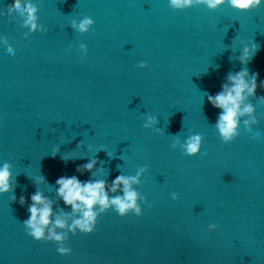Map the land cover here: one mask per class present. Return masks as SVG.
<instances>
[{
    "label": "water",
    "instance_id": "1",
    "mask_svg": "<svg viewBox=\"0 0 264 264\" xmlns=\"http://www.w3.org/2000/svg\"><path fill=\"white\" fill-rule=\"evenodd\" d=\"M31 2L37 30L8 11L13 0H0V166L9 163L13 178V191L0 195V264H264V3L239 12L227 3L173 9L168 0ZM85 16L95 23L79 33L72 22ZM253 42L257 53L241 65L236 58ZM244 67L259 76L249 98L259 122L252 133L241 123L224 144L220 110L207 96ZM149 116L157 122L145 128ZM193 134L204 137L206 156L182 154ZM92 159L91 173L76 171ZM143 166L133 185L151 205L141 202L142 216L109 210L90 235L57 229L67 256L27 235L22 223L36 191L54 215L71 213L57 195L60 177L110 187Z\"/></svg>",
    "mask_w": 264,
    "mask_h": 264
},
{
    "label": "clouds",
    "instance_id": "2",
    "mask_svg": "<svg viewBox=\"0 0 264 264\" xmlns=\"http://www.w3.org/2000/svg\"><path fill=\"white\" fill-rule=\"evenodd\" d=\"M168 3L173 9H186L196 4H204L207 8L213 10L227 3L231 8L239 12H250L258 9L264 3V0H168ZM14 10L24 16L25 26H30L32 30L42 28L37 23L38 17L36 13L38 9L31 0H13V3L8 6V11L11 13ZM94 23L92 18L85 16L79 23L73 21L72 28L79 33H87ZM81 48L86 54V45H81ZM258 48L259 46L254 42L251 47L245 46L236 59L241 65L246 66L251 62ZM6 51L8 54H15L11 47H8ZM138 67H146V62H141ZM258 79V73H250L249 69L244 67L238 72L228 74L227 83L222 85V91L216 95L207 96V101L214 108L220 110L215 129L224 144L233 142L239 136L241 123L249 133L253 132L251 125L258 124L259 121L255 116L256 108L249 101L250 97L256 96ZM259 87L264 89V81H260ZM258 99L264 102V96ZM156 122L154 117L149 116L148 122L143 127L147 128ZM157 131L160 130L157 129ZM259 137L260 133L257 132L251 138L256 140ZM203 139L204 137L200 134H193L187 137L185 142L180 145L182 154L188 157L201 154L206 156L207 152L201 153ZM175 146L173 144V147ZM99 150H104V147L101 146ZM57 151L58 149H53V157H55ZM111 155L109 153V156ZM62 159L67 160L69 157L63 156ZM96 164L97 160L92 159L78 166L76 171L91 173ZM10 168L11 165L7 162L0 166V195L13 191V178ZM147 171L148 167L143 166L137 170L135 175H118L112 181L110 187L105 179L81 181L75 175L60 177L56 180L58 185L57 195L62 199L64 205L71 209V213L54 215L52 201L45 197L42 192L36 191L31 195V203L27 208L30 215L22 223L27 235L36 241L57 244L56 251L61 256L70 255L72 249L64 245L67 236L63 231L58 232L57 229H67L73 235L77 232L90 235L95 231L99 217L109 210L115 211L121 218H125L129 214L140 217L143 215L141 202L151 207L146 198L142 197L133 187V185L139 184L140 177ZM36 182L44 183V177L42 175L37 177ZM118 191L122 194L109 195V192L115 194ZM171 198L172 200H178L179 196L177 193H172ZM11 199L15 201V195ZM19 203L23 206L26 203L25 197L21 196ZM73 216L76 218L73 219ZM69 220H71L70 224ZM208 227L210 231H215L218 225L213 223Z\"/></svg>",
    "mask_w": 264,
    "mask_h": 264
}]
</instances>
